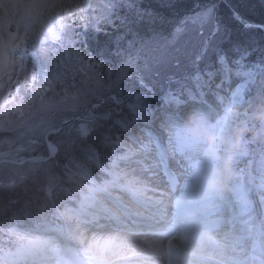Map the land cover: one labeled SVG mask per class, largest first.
Here are the masks:
<instances>
[{
  "label": "rangeland",
  "instance_id": "374dc122",
  "mask_svg": "<svg viewBox=\"0 0 264 264\" xmlns=\"http://www.w3.org/2000/svg\"><path fill=\"white\" fill-rule=\"evenodd\" d=\"M128 2L130 0H60L54 11L40 16L34 11L36 0L0 1V33L3 35L6 52L10 34H18L20 39L26 40L27 43L21 45L18 53L9 52L8 55L19 61V57L23 56L21 50L27 51V48L30 49L35 44V51L38 52L36 60L39 62L41 69L40 74L32 75V67L27 65V60L24 57L22 67L26 69L27 78L25 79V73L20 71L19 67L14 70L12 67L7 66V62L5 63L3 69L5 87L4 91L0 93V132L8 130L11 133L9 137L0 139V186L19 185L28 183L33 179L40 180V182L45 180L47 184H53L54 182L61 185L63 180L59 182L57 180L58 177L52 178L51 176V166L55 164L54 160L45 164L35 159L24 164H20L19 161H23V158L30 156L38 148L43 147L47 133L62 123H67L65 130L55 136L53 140L57 147L64 148L66 152V150L72 148L78 138H81L84 125H87L89 132L101 129L103 125L115 119L119 113L121 114L125 109H128L127 105L133 98L128 93L139 91V88L135 79H125L117 85L116 81L121 65H129L131 67L132 71L129 72V75L135 74V70L139 69L144 73L145 78L148 77L150 79V85H147L149 96L150 94H155L154 92L158 90L154 88L160 87L162 90V86L164 87L166 82L162 80L159 82V79L155 78V74L159 73L161 69H163V72L170 71L173 73L171 69L174 68L173 64L177 57L181 61V68L188 63L187 55L176 53L173 47H165L171 37H154L153 40H148L138 47L131 44L128 47V50L131 51H129L130 57L124 59L123 64H119L120 66L118 65L114 69L107 67V69L103 70L78 51L76 47L77 41L80 39V34L85 29H89V25L91 27L111 25V18L115 15L118 6L121 7L125 3L130 7ZM164 5L162 6L167 7L169 4ZM159 6L161 7L160 4ZM210 27L205 28V36L208 35ZM256 27L262 28L260 25H256ZM80 28L83 31L79 32L78 29ZM50 30H55L59 34V39L52 40L49 37ZM187 39V37H180L175 44V48H180L182 52L190 50V44L187 49L185 48ZM192 39L198 41L202 38L193 34ZM50 66L51 71L54 68L56 69L53 74L48 73ZM146 66L150 71L146 70ZM73 68L76 69L75 72ZM85 73H87V76ZM17 77H19L20 83H16ZM164 77H168V75H164ZM55 84L60 91L54 92ZM247 89L253 94L247 96L246 93L245 96L243 95L244 98L240 103H246L245 106L242 108L235 106L226 118L228 122L223 121L222 124H219L216 123L217 121H212V123L216 124L208 125L207 120H203V124L211 127L216 133H220L221 126L227 123L225 137L232 135L237 129H245L246 131L242 137L243 147L234 155V157L239 156L241 158H247L252 152L254 154V151H250V149L254 143V132L257 129V123L264 112V78ZM9 92H11V98H9ZM242 92H240L239 96ZM113 93L122 94L123 104H115L109 98L104 100V103L98 99L99 97L106 98V96ZM32 95L33 98L30 97ZM75 116H78V120L70 122ZM173 140L175 139H170V137L166 140V145L171 147V149H173L172 145L175 144ZM85 144L82 147L84 150L82 154L89 162L88 145ZM119 146L124 148L125 144L120 142ZM222 151L225 150L223 149ZM74 157L75 155H73V159ZM115 160L113 158V165ZM236 161L232 163V175L235 168L239 167ZM73 162L76 163L68 167L67 176L81 178V165L77 159ZM214 164L217 165L213 161L205 169H209ZM214 171L215 169L210 170L211 175ZM138 173V179H129L128 184L141 186V188L136 189V192L145 194L144 190L148 188L146 181L148 172L142 170L141 173L140 171ZM191 175V182L195 184V189L197 185L201 188L202 176H194L193 172ZM211 175L207 176L211 177ZM112 186V183L105 185L106 188H112ZM199 188L196 189L198 194H194L191 190L189 198L178 196L174 200V205L178 211L183 214L189 211L188 214H184L185 217L189 218L184 225L189 232H192L188 236L187 244L190 242L195 250H192L190 245L184 247V258L188 259V261H191L189 260L192 258L191 254L201 255L214 252L211 243H207L206 239L199 236L202 230H213L210 238L215 236V239L219 240L224 229L229 231L231 228L230 226L213 227L208 223L199 224L198 226L201 229L192 228L193 215L203 214L197 218L201 220L208 215L206 212L212 209L210 212L213 218L222 219L227 218L229 215L228 210H220V207H217L219 204H213L208 207L201 205V201H199L203 197L211 195L219 200L220 196L221 198L228 196V191L220 192L218 189L210 188L207 182L201 191ZM70 200L75 202L76 199ZM181 202L184 207L181 206ZM192 203L194 205L186 207L187 204ZM69 222L71 223L70 226L75 228L80 221L71 220ZM88 228L90 229V227ZM117 237L118 239L114 241H112L110 236H107L106 239L112 249L109 256L113 258L112 260H114L115 264H129L130 262L133 264H148L149 251L146 247H140L141 243L143 245L144 238L129 240L124 237ZM152 238V240L146 239L149 242L147 245L152 249L153 254L160 252V261H156V264H162L161 258L164 256L161 250L165 241L158 240L156 243L154 241H156L155 238L157 237ZM112 255L114 256L112 257Z\"/></svg>",
  "mask_w": 264,
  "mask_h": 264
},
{
  "label": "trees",
  "instance_id": "16d2710c",
  "mask_svg": "<svg viewBox=\"0 0 264 264\" xmlns=\"http://www.w3.org/2000/svg\"><path fill=\"white\" fill-rule=\"evenodd\" d=\"M128 3L131 8L125 3L121 7L118 6L115 15L111 18V25H99L100 27L89 25V29L84 31L81 28L78 29L79 32L83 31L76 44L78 51L103 70L107 67L114 69L119 64H123V60L130 57L131 51L128 47L131 44L138 47L148 40H153L154 37L170 38L174 26L183 17L210 6L215 7L214 19L220 26V35L214 43L223 48L229 60L233 61V65H239L234 64L239 61L241 66L250 71H253L256 65H264V0H180V2L178 0H130ZM164 4L169 5L163 7ZM240 19L245 21L244 24ZM33 52L38 53L35 51V44L32 48H27L26 55L29 56V62H31L30 55ZM55 70L54 68L51 71L50 66L48 73L53 74ZM73 71L75 72L76 69L73 68ZM171 71L176 72L177 70L173 68ZM171 73L170 71L163 72L161 69L155 74L159 82L166 81L162 90L167 87L168 82L164 75ZM149 80L148 77L145 78L146 85H150ZM137 86L139 88V85ZM154 89L162 91L160 87ZM56 91L60 89L55 84L54 92ZM30 97L33 98V95ZM10 133L8 130L0 132V139L9 137ZM102 133V131L92 132L85 141L78 138L72 148L66 152L64 148H61L58 156L53 159L55 165L51 166L52 178L63 176L61 166H68L75 159H82L83 144L87 143L102 150ZM59 134L61 133L55 136ZM34 155L48 156L45 146L38 148L36 152L26 156L23 160ZM73 155H75L74 159ZM50 185L45 180L40 182V180L33 179L16 186H0V222L5 223L11 219L24 218L26 213L29 215L37 213L35 210L42 207L43 198L41 196L50 189Z\"/></svg>",
  "mask_w": 264,
  "mask_h": 264
},
{
  "label": "snow or ice",
  "instance_id": "6c2138e0",
  "mask_svg": "<svg viewBox=\"0 0 264 264\" xmlns=\"http://www.w3.org/2000/svg\"><path fill=\"white\" fill-rule=\"evenodd\" d=\"M60 3V0H36V6L34 11L37 15L44 16L50 14L55 10L56 6ZM216 9L215 7H206L200 11L183 17L173 28L171 33V40L165 47H173L176 53L181 55H187L188 63L181 68V61L177 57L173 64V67L177 70L168 75L167 79L169 84L180 83L183 81H189L193 87H204L219 85L221 88L225 84L232 83V76L234 71L233 61L229 60L227 53L222 47L217 46L214 42L220 35L219 23L215 21ZM208 26L210 30L208 35L205 36L204 30ZM193 34L201 37L202 39L194 41L192 39ZM49 37L52 40L59 39V34L55 30L49 31ZM180 37H187L185 42V48L191 45L190 50L182 52L180 48H175V44ZM27 41L20 39L18 34H10L9 42L6 46L3 41V35L0 33V93L4 91L3 83V69L5 63L7 66L12 67L14 70L19 67L20 71L25 73V79L27 78L26 69L22 67L23 56L19 57V61H16L11 53H18L21 45L26 44ZM165 55H167L165 53ZM207 58V62H206ZM163 59V58H161ZM146 70L150 71V69ZM132 69L129 65H121L120 72L117 76V85H119L125 79H135V82L140 88H147L145 82V76L139 69L135 70L134 75H129ZM87 76V73H85ZM91 79V77H89ZM16 83H20L19 77L16 78ZM11 98V92L8 93ZM129 96L134 97V101L127 105L129 111L136 116L137 112L146 111L144 95L139 91H133L128 93ZM176 97V93L171 89L166 94V100H171ZM109 99L115 104H123V97L115 93L110 94ZM138 122V121H137Z\"/></svg>",
  "mask_w": 264,
  "mask_h": 264
},
{
  "label": "clouds",
  "instance_id": "9594fccd",
  "mask_svg": "<svg viewBox=\"0 0 264 264\" xmlns=\"http://www.w3.org/2000/svg\"><path fill=\"white\" fill-rule=\"evenodd\" d=\"M176 131L189 142L203 146L193 163V175L203 176L210 188L226 192L232 179L233 157L242 148V137L246 130L237 129L232 135L220 138L211 127L203 124L201 114L192 110L181 117ZM217 144L225 151H216ZM212 161H215L218 167L211 177H208L204 169Z\"/></svg>",
  "mask_w": 264,
  "mask_h": 264
},
{
  "label": "bare ground",
  "instance_id": "6f19581e",
  "mask_svg": "<svg viewBox=\"0 0 264 264\" xmlns=\"http://www.w3.org/2000/svg\"><path fill=\"white\" fill-rule=\"evenodd\" d=\"M3 1V0H0ZM186 82V81H185ZM179 84V83H178ZM99 101H101L102 103H104L103 101L105 100V97H99L98 98ZM98 101V100H97ZM171 108V107H169ZM76 120H78V116L73 117V119L70 122H75ZM147 165H151L150 163H148ZM124 168L129 171V172H133L135 176H137L139 173V169L141 167L139 166H135V168L131 167L130 165H125ZM136 169H138V171H136ZM179 170H176L174 172V174L171 177H168L171 179V181H175L177 179V175H178ZM153 174H155V172H152ZM156 180V178H154ZM154 179H151L149 181L152 189L148 192L149 197L155 202V203H161L163 201H167L170 192H166L168 191V187L170 186V184L168 183H164V181H156L155 184L158 186V188H155L154 186ZM155 188V189H154ZM116 196L119 198H122L123 202L125 201L126 204L131 205L132 204V200L131 198L127 197L124 192L118 191L116 192ZM168 204L167 202L164 203V205ZM148 241L146 239H143V245L142 243L140 244V247L145 248L148 250L149 249V254H153L152 249L149 248V246L147 245ZM155 260V259H154ZM154 260L148 261V264H154Z\"/></svg>",
  "mask_w": 264,
  "mask_h": 264
}]
</instances>
